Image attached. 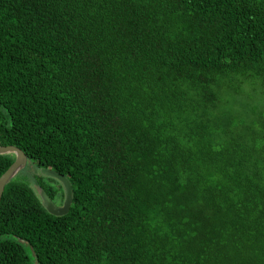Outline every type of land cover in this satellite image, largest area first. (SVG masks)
Wrapping results in <instances>:
<instances>
[{"label":"trees","instance_id":"obj_1","mask_svg":"<svg viewBox=\"0 0 264 264\" xmlns=\"http://www.w3.org/2000/svg\"><path fill=\"white\" fill-rule=\"evenodd\" d=\"M0 146L71 189L4 186L0 264H264V0H0Z\"/></svg>","mask_w":264,"mask_h":264},{"label":"water","instance_id":"obj_2","mask_svg":"<svg viewBox=\"0 0 264 264\" xmlns=\"http://www.w3.org/2000/svg\"><path fill=\"white\" fill-rule=\"evenodd\" d=\"M3 155L13 156L14 160L12 164L6 169V171L0 175V198L4 186L11 179H13L19 171L24 168L27 162L24 154L19 149L13 146H0V156ZM39 173L46 178L56 181L61 186L63 196L61 206H56L51 202L47 195L40 188L37 187V197L39 199L41 207L48 215L53 217H62L66 215L71 204V189L66 178L49 169H39Z\"/></svg>","mask_w":264,"mask_h":264},{"label":"rangeland","instance_id":"obj_3","mask_svg":"<svg viewBox=\"0 0 264 264\" xmlns=\"http://www.w3.org/2000/svg\"><path fill=\"white\" fill-rule=\"evenodd\" d=\"M250 91V90H249ZM257 103H259V101L257 100V101H255L254 103H252V105L251 106H256V104ZM25 168L24 169H22L21 171H19L18 173H17V176H15L14 177V179L15 180H27L28 181V184H29V186H30V188L32 189V191L35 193V195L37 196V194H38V189H37V185H36V183L32 180V179H30V178H28L30 175H33V174H37L41 179H42V181H43V183H46V182H48V180H46V177H44L42 174H40L39 173V171H37L36 172V169L34 168V166H31V164H29L28 162H27V164H26V166H24ZM13 179V180H14ZM48 183H50V182H48ZM46 185H48L47 183H46ZM57 186H60L59 184H57ZM52 188V187H51ZM60 189H61V186L59 187ZM60 189H58L57 188V190H56V192H57V196H56V198H55V201H57V203H59L60 202V195L62 194V189L60 190Z\"/></svg>","mask_w":264,"mask_h":264},{"label":"flooded vegetation","instance_id":"obj_4","mask_svg":"<svg viewBox=\"0 0 264 264\" xmlns=\"http://www.w3.org/2000/svg\"><path fill=\"white\" fill-rule=\"evenodd\" d=\"M26 164H27V162H26ZM26 164H25V166H26ZM32 166V165H31ZM25 168V167H24ZM23 168V169H24ZM37 171H39V169H36V172ZM38 175L37 174H33V175H30L28 178H30V179H32L33 180V178L32 177H37ZM56 182V181H55ZM48 185H50L51 187L52 186H54L55 188L57 187L56 185H55V183H52V182H50V183H48V182H46ZM60 187V186H59ZM63 197V196H62ZM53 204H55L56 206H61V203H62V200L60 201V203H57V201H51Z\"/></svg>","mask_w":264,"mask_h":264}]
</instances>
